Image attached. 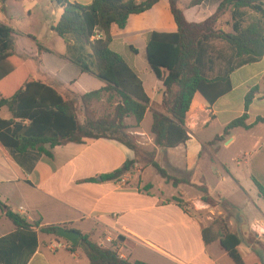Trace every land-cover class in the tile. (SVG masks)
Instances as JSON below:
<instances>
[{
  "label": "crops",
  "instance_id": "0c3cea01",
  "mask_svg": "<svg viewBox=\"0 0 264 264\" xmlns=\"http://www.w3.org/2000/svg\"><path fill=\"white\" fill-rule=\"evenodd\" d=\"M67 1L88 5L92 0ZM135 1L139 3L145 0ZM190 1L187 2L186 10L182 11L187 22L196 24L211 17L220 2L206 0L199 6L189 8ZM5 3L6 0H0V23L14 30L12 20L4 16ZM53 15L55 19L57 11H53ZM221 22L219 20L218 28L223 29ZM225 24L230 29L231 20L229 23L225 21ZM54 25L49 28L51 35ZM152 32H176L167 0H161L143 14L130 16L124 29L112 26L110 30V49L135 72L149 100L142 121L137 128L129 131L138 145V155L135 156L133 151L120 143L106 139H84L80 144L67 143L53 149L46 147L51 158L35 153L14 158L8 150L0 148V201L30 223L39 221L40 227L66 226L67 230L88 236L93 243L105 249L117 251L121 259L146 264H233L218 241L206 244L203 239L204 231H207V238L216 235L220 228L219 222L224 221L228 231L236 234L241 241L238 251L243 263L255 264L260 260L257 248L264 249V210L260 200L253 202L248 194L252 193L250 186L255 187L256 180L249 174V183L242 185L226 164L216 158L218 151L213 149L220 143L225 142V146L233 143L235 137L231 131L235 129L215 145L211 144L213 139L202 141L198 132L218 123L221 135L216 137L222 136L224 128L238 117L224 122L219 117L223 113L222 109L231 107L229 97L239 89H243L239 93V101L243 106L240 116L244 113V97L251 89H255L246 112V123L249 125L254 122L257 117L250 115L251 107L255 103H264V57L233 72L230 82L233 75L241 72H246L247 79L236 86L231 82L230 92L214 104L208 105L199 94H195L185 121L188 141L183 146L164 151L155 146L150 133L153 114L166 113L162 104L164 88L147 62L137 58V50L133 46L140 41L145 51L148 36ZM24 37L30 39L36 49L38 42L35 39L38 38L31 33L24 34ZM126 47L133 52L132 57L122 54ZM44 49L51 54L39 53L36 49L29 56L38 59L39 73L59 93L70 90L76 94H86L103 87L95 78L81 74L77 68L61 59L64 54ZM46 58L53 66L45 68ZM112 106L106 102V97L94 104L98 115L109 111ZM5 110H0V119L9 120L11 115ZM125 122L129 126L134 124L132 118H127ZM258 125L242 130L250 132ZM259 140L256 139L255 146ZM204 150L210 160L207 165L199 167ZM135 160L138 163L132 172L119 180H100L101 175L112 173L124 163ZM214 162L217 169L212 167ZM152 163H156L172 179L181 182H165L157 175ZM259 168L255 167L261 172ZM210 177L216 180L212 185L208 183ZM228 180L233 184L231 188L227 185ZM153 181L158 183L154 184ZM164 186L171 187L172 191ZM192 187L203 190L202 196L206 193L217 205L211 207L204 203L200 194L188 191ZM241 195L243 198L246 196L244 200ZM222 201L230 206L233 214L221 208ZM12 232L13 226L0 210V238ZM250 236L254 237V241H249ZM58 244L62 248H57ZM27 264L89 263L83 253L71 252L65 241L37 233V248Z\"/></svg>",
  "mask_w": 264,
  "mask_h": 264
},
{
  "label": "trees",
  "instance_id": "16d2710c",
  "mask_svg": "<svg viewBox=\"0 0 264 264\" xmlns=\"http://www.w3.org/2000/svg\"><path fill=\"white\" fill-rule=\"evenodd\" d=\"M160 1L92 0L88 5H80L56 0L61 15L52 31L66 48L61 59L103 85L86 94L70 90L61 94L50 86L38 71V59L20 54L14 31L0 23V110L6 109L11 115L9 120L0 119V148L14 158L28 153L51 158L46 147L106 139L120 143L137 156L139 148L129 131L142 121L149 100L135 72L110 49V30L112 26L124 29L130 16L143 14ZM167 1L176 32H152L145 47L146 62L164 88L162 104L166 113L153 114L150 130L155 146L164 151L188 141L185 121L195 94L208 105L214 104L230 92L233 72L264 57V0H220L215 13L197 24L186 21L178 7L179 0ZM204 1L191 0L189 8ZM226 14L230 15V32L218 28L219 20ZM95 33L101 38L91 41ZM215 43L221 44V48ZM36 49L51 54L38 44ZM254 93L255 89H251L246 94L244 113L231 121L212 145L222 142L233 129L249 130L264 124L261 117L246 123ZM103 97L114 107L98 115L94 104ZM127 118L133 119V126L126 124ZM136 163L138 160L126 162L112 173L101 175L100 180L117 181L132 172ZM151 165L165 182H181L172 179L156 163ZM254 184L264 200L262 186L257 181ZM202 201L211 207L217 205L206 193ZM222 204L228 205L225 201ZM0 210L14 228V232L0 238V264H27L37 248V233L56 237L59 228L66 229L40 227L39 221L30 223L1 201ZM219 224L216 235L207 238L204 231V242L218 241L233 264H244L238 251L239 237L228 231L224 221ZM69 248L73 253H83L89 264H146L121 259L117 251L105 249L84 235ZM255 264L263 263L259 260Z\"/></svg>",
  "mask_w": 264,
  "mask_h": 264
},
{
  "label": "rangeland",
  "instance_id": "374dc122",
  "mask_svg": "<svg viewBox=\"0 0 264 264\" xmlns=\"http://www.w3.org/2000/svg\"><path fill=\"white\" fill-rule=\"evenodd\" d=\"M188 1L189 0H180L179 8L181 10H186ZM5 7L4 16L7 20H12L11 24L14 28L13 31L16 38V47L20 54H31L33 51H36L33 46V42L30 39L24 37V34L27 33H31L33 36L38 38L35 39L38 42V45L47 48L56 54H65L66 48L62 39L57 37L54 33L51 35L49 32L50 26L57 22L61 14V10L57 8L58 6L56 0H6ZM53 11H57V17L55 19L53 18ZM191 13L194 14V12ZM220 20L222 21V27L230 30L229 26L225 24V21H228L229 23V14L224 15ZM248 21L249 19L247 18L246 23ZM46 37H48V39H46ZM50 37L52 38L49 39ZM215 45L217 48H221V44L215 43ZM133 46L137 50V58L146 63L143 44L139 41ZM123 51L124 53L122 54L124 56H133V52L129 49V47H126L123 49ZM44 65L45 68H48V65L50 67L53 66L52 62H50L48 58L44 60ZM245 74L246 72H241L233 75L231 78L233 86H236L242 83V81L246 80L247 77ZM242 90L243 89H239L236 94H233L231 97H229V103L231 104V107L222 109L223 113L219 117L222 122L232 120L240 116V112L243 111V106L239 101V93ZM5 111L8 113L7 110ZM249 113L252 117H264V103H255L251 107ZM198 135L202 141L206 142L208 140L214 139L216 136L221 135V129L218 123H214L209 128L200 130ZM231 135L235 137V141L233 143L225 146L224 142L218 144L216 147H213V149L216 148L218 151L216 158L220 162L226 164L230 172L242 182V185H245L247 182L249 183L248 176L250 174L254 177V180L263 185L262 188L264 192V179H261L263 178L262 176H264V125H258L257 128H254V130L250 132H246L242 129H235L231 131ZM257 138H260V140L258 141V145L255 146V141ZM209 160L210 156L207 151L204 150L199 161V167L207 165ZM213 164V169H217L215 162ZM243 166H247L248 169L245 167L243 168ZM257 166H260L259 169H262L261 172L255 169ZM215 181L216 180L214 178L210 177L208 183L212 185L215 183ZM153 183L157 184L158 182L153 181ZM227 185L231 188V185L233 184L230 180H228ZM253 187L254 186H250L252 193L248 192V194L253 202H256L257 199L260 200V205H262L261 207H263L262 209L264 210V200L259 195L258 190ZM165 188H167L169 191H172L171 187ZM188 191H190L192 194H200V196H202V192L198 187H192ZM244 198L241 195V199L244 200ZM234 200H237V198H234ZM220 206L226 211V213L233 214V210H231L230 206L228 207V205H224L222 203ZM250 240L254 241V237L250 236L249 241ZM257 255L261 262H264L263 248H257Z\"/></svg>",
  "mask_w": 264,
  "mask_h": 264
},
{
  "label": "water",
  "instance_id": "95a60500",
  "mask_svg": "<svg viewBox=\"0 0 264 264\" xmlns=\"http://www.w3.org/2000/svg\"><path fill=\"white\" fill-rule=\"evenodd\" d=\"M56 237L65 241L69 245H74L80 238L79 233L64 228H59L56 231Z\"/></svg>",
  "mask_w": 264,
  "mask_h": 264
},
{
  "label": "built area",
  "instance_id": "2783aa9c",
  "mask_svg": "<svg viewBox=\"0 0 264 264\" xmlns=\"http://www.w3.org/2000/svg\"><path fill=\"white\" fill-rule=\"evenodd\" d=\"M100 38H101V35L95 33V34L91 37V41L98 40V39H100ZM57 248H62V246L58 244V245H57Z\"/></svg>",
  "mask_w": 264,
  "mask_h": 264
}]
</instances>
